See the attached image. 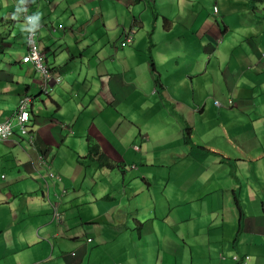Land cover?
Here are the masks:
<instances>
[{
	"label": "crops",
	"instance_id": "0c3cea01",
	"mask_svg": "<svg viewBox=\"0 0 264 264\" xmlns=\"http://www.w3.org/2000/svg\"><path fill=\"white\" fill-rule=\"evenodd\" d=\"M33 2L59 79L22 62L27 42L13 55L28 24L19 0L0 7V264H182V242L189 264H264V1Z\"/></svg>",
	"mask_w": 264,
	"mask_h": 264
},
{
	"label": "built area",
	"instance_id": "2783aa9c",
	"mask_svg": "<svg viewBox=\"0 0 264 264\" xmlns=\"http://www.w3.org/2000/svg\"><path fill=\"white\" fill-rule=\"evenodd\" d=\"M216 10V9H215ZM34 32L33 30H29L28 32V38H27V51L22 57L23 62H31L35 69L43 74L44 77V84H46L48 81L52 79H59V77L53 78L50 68L47 66V64L44 62V53L41 52L39 49L38 44L36 43L34 39ZM133 31L131 28H127L124 31V37L123 40L120 42L121 46H126L132 41ZM45 90V86L43 87ZM31 97L28 95L23 96L17 105L15 117H16V124L19 128V131L21 134L27 135L30 142L33 141V135L30 134L29 128H28V121L30 119V113H29V104L31 102ZM214 104L218 107H222L224 104L218 100L214 99ZM227 104H232V100L228 99ZM12 134V127H11V121L4 120L0 122V139L6 140L9 138V136ZM39 158L44 163L45 160L43 159V156L40 155ZM49 176H53L52 172L48 173ZM236 258V257H235ZM248 256L245 257L247 259Z\"/></svg>",
	"mask_w": 264,
	"mask_h": 264
},
{
	"label": "rangeland",
	"instance_id": "374dc122",
	"mask_svg": "<svg viewBox=\"0 0 264 264\" xmlns=\"http://www.w3.org/2000/svg\"><path fill=\"white\" fill-rule=\"evenodd\" d=\"M33 1H35V0H32V2ZM37 1H42V4H43V0H37ZM163 1L164 0H157V2L160 3V4H162ZM36 2H33V3H36ZM26 3H29V0H26ZM26 3L25 4H22L20 6V8L22 10V13H23V17H24L25 20H26V17L30 16V14L26 12L27 11ZM249 3H250V5H257L258 4L255 0H249ZM11 4H14V3H11V0H0V7L2 8V10H6L7 7L9 5H11ZM73 4H74L73 5L74 8L77 7L76 6L77 4L75 2ZM5 15H6V13L4 11L3 12V17H5ZM26 22H27V20H26ZM28 28H29V25H28ZM26 38H27V34H26V37H25V33H22L21 42L18 45H16L14 47V49L12 50L13 55L16 56L18 53L23 54V52H24V50L26 48V42H27ZM35 39H36V36H35ZM115 45L119 47V41H117ZM21 135L24 136L23 134H21ZM131 200L133 201V205H132V208L129 211L130 212V216H129L130 218H131L132 215H135L136 214V206H137L135 204V202H134L135 201V198H132ZM140 202H141L140 203V206L142 207V212H145V210H146L145 209V204H146L145 194H143L140 197ZM171 224L172 223L168 219L166 221H164V223H163V227L162 228H165L164 232L166 233V235L170 234L169 233V229H170V226L169 225H171ZM132 225H135L134 222H132ZM171 229L177 231L178 236H176L174 238L176 242H178V243L182 242V241L179 240V237H181L182 240H184V241H186V243H188V241H189L190 238H189V236L187 234L183 233L184 228H183V231H182V228L179 227V226L172 227ZM119 241H123V235H120L119 236ZM176 249H177L176 250V256H178V259L182 260V264H189V262H190V260L192 258L191 255L194 256L195 258L198 257L197 255H193V252L192 253L189 252V251H192L193 250V246L190 247L188 245L183 244V242L181 243V247H179V248L176 247ZM184 249H185V251H183ZM167 253L168 252H165L163 254L164 260L162 261V264H171V263H174L175 262V259L173 257H171V256H168ZM152 260L153 259H151V261ZM179 264H181V263L179 262Z\"/></svg>",
	"mask_w": 264,
	"mask_h": 264
},
{
	"label": "trees",
	"instance_id": "16d2710c",
	"mask_svg": "<svg viewBox=\"0 0 264 264\" xmlns=\"http://www.w3.org/2000/svg\"><path fill=\"white\" fill-rule=\"evenodd\" d=\"M255 1L256 2H263L264 0H255ZM121 47H125V46H121ZM87 147H88V156L95 161V163L97 164V166L109 167V168L112 166L113 163L111 162V160L108 159L101 152V150L99 149V147L96 144L89 142V144H88ZM236 207H237V209H238V211L240 213L241 212L240 205L236 203ZM233 257H234V259H237V256H233Z\"/></svg>",
	"mask_w": 264,
	"mask_h": 264
},
{
	"label": "clouds",
	"instance_id": "9594fccd",
	"mask_svg": "<svg viewBox=\"0 0 264 264\" xmlns=\"http://www.w3.org/2000/svg\"><path fill=\"white\" fill-rule=\"evenodd\" d=\"M25 3H26V0H19V6L22 5V4H25ZM19 6L17 7L16 12L12 14V18L13 19H17L18 18V12L21 11ZM215 9H216V7L214 8V12L216 11ZM40 15H41V13H37V14H34L32 16L26 17L27 24L29 25L28 32H29V30H33V32L35 33L34 30L36 28V22L39 20ZM28 32H27V38H28ZM34 39H35V34H34ZM35 41H36V39H35ZM245 260H247V259H245ZM245 260H243V262H245Z\"/></svg>",
	"mask_w": 264,
	"mask_h": 264
}]
</instances>
